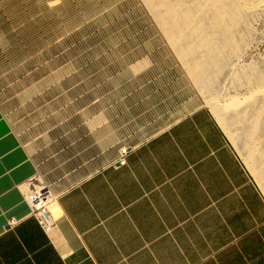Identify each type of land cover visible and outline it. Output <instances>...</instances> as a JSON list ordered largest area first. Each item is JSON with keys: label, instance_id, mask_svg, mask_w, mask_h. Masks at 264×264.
<instances>
[{"label": "crops", "instance_id": "obj_1", "mask_svg": "<svg viewBox=\"0 0 264 264\" xmlns=\"http://www.w3.org/2000/svg\"><path fill=\"white\" fill-rule=\"evenodd\" d=\"M141 48L113 88L83 78L80 104L58 101L79 89L62 85L73 68L18 94V124L0 104V264H264V194L212 112L182 110L151 135L133 131L145 109L136 94L152 96L156 80L152 49ZM35 176L59 194L49 234L18 188Z\"/></svg>", "mask_w": 264, "mask_h": 264}, {"label": "rangeland", "instance_id": "obj_2", "mask_svg": "<svg viewBox=\"0 0 264 264\" xmlns=\"http://www.w3.org/2000/svg\"><path fill=\"white\" fill-rule=\"evenodd\" d=\"M146 43L156 80L152 96L136 94L145 109L133 131L151 135L208 108L264 194V0H0V104L18 124V94L72 68L62 85L79 89L58 101L80 104L83 78L113 88Z\"/></svg>", "mask_w": 264, "mask_h": 264}, {"label": "built area", "instance_id": "obj_3", "mask_svg": "<svg viewBox=\"0 0 264 264\" xmlns=\"http://www.w3.org/2000/svg\"><path fill=\"white\" fill-rule=\"evenodd\" d=\"M129 151L130 148L127 146L121 148L115 166L118 167L126 164V156ZM20 187L25 188L23 197L29 207L30 215L37 221L45 233H51L61 216L59 194L54 192L51 186L40 176H35L27 183L19 185L18 188ZM15 222L14 219H11L8 221V225L12 226Z\"/></svg>", "mask_w": 264, "mask_h": 264}]
</instances>
